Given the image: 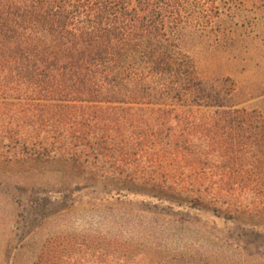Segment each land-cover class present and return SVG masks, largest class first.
I'll list each match as a JSON object with an SVG mask.
<instances>
[{
    "label": "trees",
    "instance_id": "16d2710c",
    "mask_svg": "<svg viewBox=\"0 0 264 264\" xmlns=\"http://www.w3.org/2000/svg\"><path fill=\"white\" fill-rule=\"evenodd\" d=\"M206 3L0 0V164L62 158L93 182L209 201L228 219L264 201V114L236 108L234 89L206 81L190 54ZM120 247L64 236L35 264H181Z\"/></svg>",
    "mask_w": 264,
    "mask_h": 264
},
{
    "label": "rangeland",
    "instance_id": "374dc122",
    "mask_svg": "<svg viewBox=\"0 0 264 264\" xmlns=\"http://www.w3.org/2000/svg\"><path fill=\"white\" fill-rule=\"evenodd\" d=\"M206 1L189 43L196 69L234 89L236 108L264 114V0ZM85 176L62 158L0 164V264H35L49 240L80 234L118 238L128 260L264 264V201L246 199L256 207L228 219L209 201L171 202Z\"/></svg>",
    "mask_w": 264,
    "mask_h": 264
}]
</instances>
